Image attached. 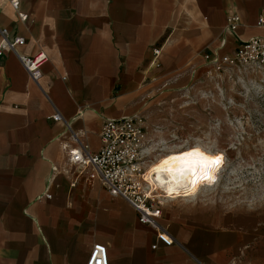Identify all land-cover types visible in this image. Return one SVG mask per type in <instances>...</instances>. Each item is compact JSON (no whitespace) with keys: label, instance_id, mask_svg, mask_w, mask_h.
Instances as JSON below:
<instances>
[{"label":"crops","instance_id":"crops-1","mask_svg":"<svg viewBox=\"0 0 264 264\" xmlns=\"http://www.w3.org/2000/svg\"><path fill=\"white\" fill-rule=\"evenodd\" d=\"M231 10L236 36L220 43ZM0 26L25 38L0 55V264H83L96 242L108 264H264V207L164 200V245L63 148L75 137L97 150L102 121L124 116L141 117L152 142L145 120L204 79V54L264 37V0H0ZM39 49L33 81L18 55Z\"/></svg>","mask_w":264,"mask_h":264},{"label":"rangeland","instance_id":"rangeland-1","mask_svg":"<svg viewBox=\"0 0 264 264\" xmlns=\"http://www.w3.org/2000/svg\"><path fill=\"white\" fill-rule=\"evenodd\" d=\"M204 79L161 102L145 120L149 142L148 169L169 152L199 146L222 156L215 184H201L187 197L229 208L264 207V68L234 66L206 70ZM164 104L166 106L164 107ZM158 126L156 131H152ZM152 129V130H151ZM147 172V171H146ZM146 175V174H145Z\"/></svg>","mask_w":264,"mask_h":264},{"label":"built area","instance_id":"built-area-1","mask_svg":"<svg viewBox=\"0 0 264 264\" xmlns=\"http://www.w3.org/2000/svg\"><path fill=\"white\" fill-rule=\"evenodd\" d=\"M10 3L15 9L18 8V0H10ZM19 18L25 21L27 15L19 13ZM239 21V15L234 10L226 13L220 43L225 35L236 36ZM24 44V37L11 35L7 27L0 26V55L15 51ZM153 54L155 56L157 50H153ZM18 59L28 76L37 81L41 67L48 58L46 52L39 49L32 55H18ZM202 59L210 70L216 72L234 66L264 68V37L237 42L231 54H204ZM47 118L54 122L63 121L57 110ZM98 136L99 147L95 151L89 150L85 143L73 137V145L63 147L68 162L84 171L90 179L96 178L101 188L110 196L125 200L137 213L140 223L154 228L158 241L164 245L171 244V240L157 223L162 204L159 199L161 193H156L157 187L145 175L151 151L142 118H105ZM162 195L167 196L164 192ZM45 197L49 199L51 195L45 194ZM83 264H108L106 247L101 243H93Z\"/></svg>","mask_w":264,"mask_h":264},{"label":"clouds","instance_id":"clouds-1","mask_svg":"<svg viewBox=\"0 0 264 264\" xmlns=\"http://www.w3.org/2000/svg\"><path fill=\"white\" fill-rule=\"evenodd\" d=\"M222 166L220 156L213 157L196 147L182 154H173L161 160L150 170L157 187L170 197L189 196L197 192L201 184H215Z\"/></svg>","mask_w":264,"mask_h":264},{"label":"bare ground","instance_id":"bare-ground-1","mask_svg":"<svg viewBox=\"0 0 264 264\" xmlns=\"http://www.w3.org/2000/svg\"><path fill=\"white\" fill-rule=\"evenodd\" d=\"M196 147H200V145L199 146H191V147H188V148H185V149H182V150H180V151H176V152H169V153H167V154H165L164 156H161V158H159L149 169L147 168V172H146V177L148 176V174H149V172H150V170H151V168L153 167V166H155V165H157L161 160H163L164 158H167V157H169V156H171V155H173V154H182V153H185V152H187V151H189V150H192V149H194V148H196ZM200 148H202V147H200ZM205 152H208V153H210L209 151H207V150H205L204 148H202ZM213 157H216L217 155L216 154H213V153H210ZM149 167V166H148ZM150 182H152L153 184H155V186L157 187V184H156V182H155V179H154V175L153 176H151L150 177V179H148ZM158 188V187H157ZM160 189V188H159ZM162 190V189H161ZM164 192V191H163ZM165 193V192H164ZM182 197V196H181ZM185 197V196H184Z\"/></svg>","mask_w":264,"mask_h":264},{"label":"snow or ice","instance_id":"snow-or-ice-1","mask_svg":"<svg viewBox=\"0 0 264 264\" xmlns=\"http://www.w3.org/2000/svg\"><path fill=\"white\" fill-rule=\"evenodd\" d=\"M220 159H222V156L220 157ZM150 177H151V174L149 173L146 179H150Z\"/></svg>","mask_w":264,"mask_h":264}]
</instances>
